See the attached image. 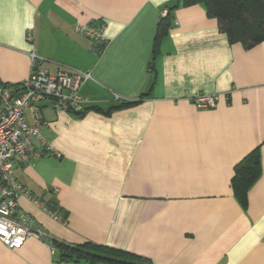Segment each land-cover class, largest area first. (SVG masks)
I'll list each match as a JSON object with an SVG mask.
<instances>
[{"label":"crops","instance_id":"0c3cea01","mask_svg":"<svg viewBox=\"0 0 264 264\" xmlns=\"http://www.w3.org/2000/svg\"><path fill=\"white\" fill-rule=\"evenodd\" d=\"M101 22L100 51L76 26ZM32 50L51 73L69 66L92 78L80 90L89 99L82 114L41 110L55 153L36 142L15 170L61 220L24 193L18 216L55 241L103 244L152 264H264V41H231L204 3L0 0V85L28 78ZM201 93L221 97L198 108L190 97ZM123 102L134 103L110 111ZM26 118L32 124L33 112ZM257 147L262 175L245 209L231 181ZM60 254L36 237L19 249L0 240V264H87Z\"/></svg>","mask_w":264,"mask_h":264},{"label":"built area","instance_id":"2783aa9c","mask_svg":"<svg viewBox=\"0 0 264 264\" xmlns=\"http://www.w3.org/2000/svg\"><path fill=\"white\" fill-rule=\"evenodd\" d=\"M167 13L164 10L163 16ZM76 31L93 40L100 51L105 46L104 22L78 24ZM28 40L33 41L32 34H28ZM30 56L32 69L27 79L18 85H0V240L11 249L21 248L30 237L45 240L53 248L52 237L47 231L33 226L28 215H17L19 195L27 192L17 179L15 170L19 162L29 159L36 142L45 152L55 153L41 134V110L46 104H51L56 110L83 112L89 99L80 90L92 78L90 71L69 66H62L56 73H51L41 67L43 59L35 50L30 52ZM220 97V93H201L192 95L190 99L198 108H212ZM28 110L33 112L32 124L26 118ZM33 200L61 220L60 213L35 198Z\"/></svg>","mask_w":264,"mask_h":264},{"label":"trees","instance_id":"16d2710c","mask_svg":"<svg viewBox=\"0 0 264 264\" xmlns=\"http://www.w3.org/2000/svg\"><path fill=\"white\" fill-rule=\"evenodd\" d=\"M182 1L186 6L204 3L209 15L217 18L221 30L228 34L231 41H240L247 46L264 41V0ZM177 6L167 8V15L159 23L158 39L172 26V11ZM133 103L123 102L111 108L110 111ZM261 175L262 158L260 147H257L235 165L231 181L234 195L245 209L248 206L249 190ZM47 205L50 209L56 210V207L51 204ZM51 244L54 249L58 248L63 262L84 260L87 264H152L148 259L137 254L93 242L70 245L52 239Z\"/></svg>","mask_w":264,"mask_h":264}]
</instances>
